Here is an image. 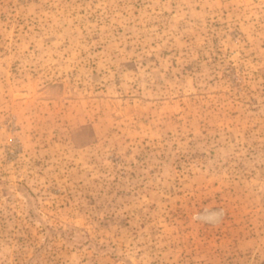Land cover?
Here are the masks:
<instances>
[{"label":"rangeland","instance_id":"374dc122","mask_svg":"<svg viewBox=\"0 0 264 264\" xmlns=\"http://www.w3.org/2000/svg\"><path fill=\"white\" fill-rule=\"evenodd\" d=\"M0 264H264V0H0Z\"/></svg>","mask_w":264,"mask_h":264}]
</instances>
